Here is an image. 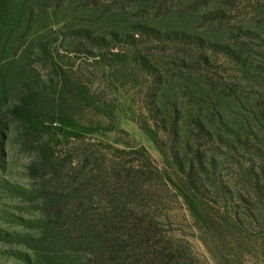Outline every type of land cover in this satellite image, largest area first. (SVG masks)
<instances>
[{
  "label": "rangeland",
  "instance_id": "1",
  "mask_svg": "<svg viewBox=\"0 0 264 264\" xmlns=\"http://www.w3.org/2000/svg\"><path fill=\"white\" fill-rule=\"evenodd\" d=\"M0 264H264V0H6Z\"/></svg>",
  "mask_w": 264,
  "mask_h": 264
},
{
  "label": "trees",
  "instance_id": "2",
  "mask_svg": "<svg viewBox=\"0 0 264 264\" xmlns=\"http://www.w3.org/2000/svg\"><path fill=\"white\" fill-rule=\"evenodd\" d=\"M5 1L6 0H0V7L5 3ZM33 99H34V96L30 95L23 101L24 106L17 107L13 111V113L21 121V123L24 125V127L27 129L30 135L40 130V127L36 123L35 117H34L36 113L34 111V106L32 102ZM178 121L179 120L175 122L176 130L180 129ZM53 124L55 125V127H59L58 130L62 131L63 133H67L69 136L74 137V138L80 137L81 132L90 134L93 131L91 129H87V128L80 126L75 120L71 119L67 115L61 116L60 118L54 120ZM146 132L148 134V131ZM152 139L156 141V139L154 138Z\"/></svg>",
  "mask_w": 264,
  "mask_h": 264
}]
</instances>
